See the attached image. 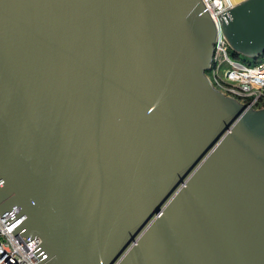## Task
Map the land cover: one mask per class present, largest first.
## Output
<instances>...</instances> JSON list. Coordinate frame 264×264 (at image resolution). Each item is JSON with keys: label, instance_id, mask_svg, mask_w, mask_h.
<instances>
[{"label": "water", "instance_id": "water-1", "mask_svg": "<svg viewBox=\"0 0 264 264\" xmlns=\"http://www.w3.org/2000/svg\"><path fill=\"white\" fill-rule=\"evenodd\" d=\"M218 18L264 55V0ZM215 36L202 0H0V217L36 264H264V107L213 86Z\"/></svg>", "mask_w": 264, "mask_h": 264}, {"label": "built area", "instance_id": "built-area-1", "mask_svg": "<svg viewBox=\"0 0 264 264\" xmlns=\"http://www.w3.org/2000/svg\"><path fill=\"white\" fill-rule=\"evenodd\" d=\"M242 1L245 0H202L216 27L211 65L205 74L225 95L258 109L264 107V55L253 64L234 56L218 18ZM14 213L15 207L0 217V264H36L11 233L18 220H6Z\"/></svg>", "mask_w": 264, "mask_h": 264}, {"label": "rangeland", "instance_id": "rangeland-1", "mask_svg": "<svg viewBox=\"0 0 264 264\" xmlns=\"http://www.w3.org/2000/svg\"><path fill=\"white\" fill-rule=\"evenodd\" d=\"M240 60H244V61H247V63H250V64H253L254 63V61L253 60H251V59H248V58H246V57H244V56H241L240 55Z\"/></svg>", "mask_w": 264, "mask_h": 264}]
</instances>
